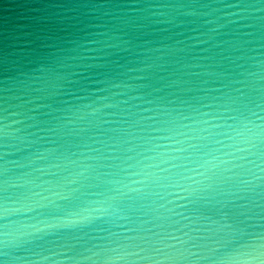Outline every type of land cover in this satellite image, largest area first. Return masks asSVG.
I'll list each match as a JSON object with an SVG mask.
<instances>
[{"label":"water","instance_id":"1","mask_svg":"<svg viewBox=\"0 0 264 264\" xmlns=\"http://www.w3.org/2000/svg\"><path fill=\"white\" fill-rule=\"evenodd\" d=\"M0 264H264V0H0Z\"/></svg>","mask_w":264,"mask_h":264}]
</instances>
